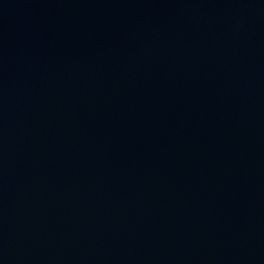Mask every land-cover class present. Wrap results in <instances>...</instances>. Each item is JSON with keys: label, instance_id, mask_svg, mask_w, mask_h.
Masks as SVG:
<instances>
[{"label": "water", "instance_id": "1", "mask_svg": "<svg viewBox=\"0 0 264 264\" xmlns=\"http://www.w3.org/2000/svg\"><path fill=\"white\" fill-rule=\"evenodd\" d=\"M0 264H264V0H0Z\"/></svg>", "mask_w": 264, "mask_h": 264}]
</instances>
